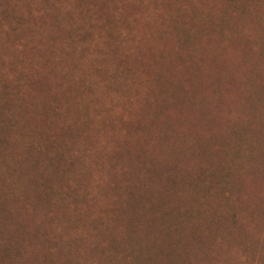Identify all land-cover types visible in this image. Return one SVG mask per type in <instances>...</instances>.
Wrapping results in <instances>:
<instances>
[{"label":"rangeland","instance_id":"374dc122","mask_svg":"<svg viewBox=\"0 0 264 264\" xmlns=\"http://www.w3.org/2000/svg\"><path fill=\"white\" fill-rule=\"evenodd\" d=\"M0 264H264V0H0Z\"/></svg>","mask_w":264,"mask_h":264},{"label":"trees","instance_id":"16d2710c","mask_svg":"<svg viewBox=\"0 0 264 264\" xmlns=\"http://www.w3.org/2000/svg\"><path fill=\"white\" fill-rule=\"evenodd\" d=\"M42 77L44 79L50 78L48 75ZM115 130L116 132L120 133V138L116 143L117 149L115 152L117 153V150H121L123 158L125 159L128 155L129 159L132 161L133 164L135 163L136 166L145 163L148 151L150 149V147L146 146L147 143H150V141H148L149 136L146 132V126L144 125V123L129 120L128 122L126 121L117 125L115 127ZM183 143L184 142L180 141L179 145ZM100 171L106 172L107 170L101 169ZM114 173L115 172L113 171L112 173L111 170L106 176V179L103 184L101 183L100 187H103V190L109 192L110 194H115L116 197L118 187L121 186L122 182L120 178ZM139 179L141 180L142 177L137 178L136 185H141V181ZM131 184H133V180L131 181ZM117 201H121L120 196L118 197Z\"/></svg>","mask_w":264,"mask_h":264},{"label":"bare ground","instance_id":"6f19581e","mask_svg":"<svg viewBox=\"0 0 264 264\" xmlns=\"http://www.w3.org/2000/svg\"><path fill=\"white\" fill-rule=\"evenodd\" d=\"M256 58V57H255Z\"/></svg>","mask_w":264,"mask_h":264}]
</instances>
